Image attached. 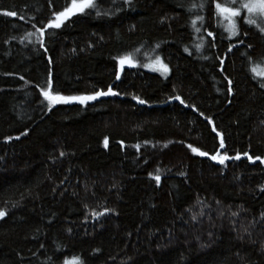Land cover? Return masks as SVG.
Segmentation results:
<instances>
[{
	"label": "trees",
	"instance_id": "16d2710c",
	"mask_svg": "<svg viewBox=\"0 0 264 264\" xmlns=\"http://www.w3.org/2000/svg\"><path fill=\"white\" fill-rule=\"evenodd\" d=\"M67 3L0 0V264H264V33L229 38L214 0H97L107 15L48 29ZM122 57L170 74L117 80ZM49 79L118 95L49 106Z\"/></svg>",
	"mask_w": 264,
	"mask_h": 264
},
{
	"label": "snow or ice",
	"instance_id": "6c2138e0",
	"mask_svg": "<svg viewBox=\"0 0 264 264\" xmlns=\"http://www.w3.org/2000/svg\"><path fill=\"white\" fill-rule=\"evenodd\" d=\"M124 3L127 5L132 4V0H124ZM209 3V0H200L199 4H193L189 7V11H192L193 9L199 8L203 10L207 4ZM86 10H91L86 13ZM92 12L95 13L96 16H100L102 14L107 15V12L102 13L100 5L97 3V0H69V3L65 5L63 10L58 12L52 13V18H50L47 22V28L48 29H59L61 26L65 23V21L69 20L71 17L76 16L78 14H88L91 15ZM214 12L215 16L218 19V26H221L222 21H227L226 25H222L229 33V38L240 36L241 33L239 31L237 20H241L243 23L249 26H256L258 28L260 33H264V0H214ZM242 13L244 14L242 16ZM5 16L9 17H15L17 13L13 11H7L3 13ZM22 18V17H21ZM197 20H199L201 23L204 21V17L201 15H197ZM197 20H193L192 24L195 27ZM196 31L199 32L200 28L197 27ZM40 35L43 36L44 32L41 31ZM209 36H212V32H208ZM246 35V33L244 34ZM240 43H243V40L241 39L239 41ZM42 43V41H41ZM235 45H233L234 47ZM159 47V45L157 46ZM199 45L197 48L199 49ZM248 48H251V45H247ZM232 50L231 47H229L228 51L230 52ZM187 51V49H185ZM246 55V53H245ZM128 64L130 67H134L135 64L129 57H122L119 60L120 70L123 71V66L125 64ZM154 63L157 65V67L153 68V71H159L162 75H165L169 72L168 65L163 63V61L157 57ZM252 72L254 75L264 77V71H258L257 68H253ZM23 79V77H21ZM116 79H120V75L117 72L116 73ZM231 80L228 81V84L231 85ZM261 87L264 88V83L261 84ZM229 92H231V88L228 89ZM41 94L43 95L44 99L48 102L49 106L54 105H68L73 102H76L80 105H86L89 101H95L100 97H106V96H115L118 95V93L113 92L111 86L108 87L107 91H96L94 94L91 95H81V96H66L62 95L58 92L53 91V85L51 79L46 81V84L44 87L41 88ZM133 99H137L140 104H145L146 101L138 99V97H133ZM173 99L179 101L181 104H184V101L181 100L180 96L176 95L173 97ZM201 115H203L201 113ZM213 132L216 131L215 128L212 129ZM26 135L27 133H23ZM217 135H220L217 133ZM9 140L12 139L11 137L8 138ZM16 139H19V137H16ZM105 146L107 147V139L105 140ZM139 148V146H136ZM167 147V145H165ZM191 149V152L198 155V156H208L207 152L200 151L198 148L192 147L191 145L188 146ZM220 147H224V140L223 138L220 139ZM61 155H64L61 153ZM245 156H247V159L249 161L255 162L253 160L252 156H249L248 153H244ZM210 159L214 161H218L219 164L224 165L227 160L234 159V160H240L241 156L240 154H237L235 157H230L226 153L223 156L212 155ZM255 160H260L261 163H264V160H262L259 156L255 157ZM153 179L159 184L160 176L156 175L153 177ZM264 190V189H262ZM104 213H96L93 212V216H99L103 215ZM6 213L4 211H0V219H2ZM233 216H236L237 213L233 212ZM264 215V214H262ZM193 220L196 219V216L193 215ZM65 264H82V261L79 260V258H74L73 261H65Z\"/></svg>",
	"mask_w": 264,
	"mask_h": 264
},
{
	"label": "rangeland",
	"instance_id": "374dc122",
	"mask_svg": "<svg viewBox=\"0 0 264 264\" xmlns=\"http://www.w3.org/2000/svg\"><path fill=\"white\" fill-rule=\"evenodd\" d=\"M243 15H244V14H242V16H243ZM223 23L226 25V24H227V21H223ZM131 60H132V59H131ZM132 61H133V60H132ZM154 61H155V60L147 61V62L137 61V62H136L137 64L133 61V63L135 64L134 67H130L127 63H126L123 67H124V69H128V68H130V69H136V68H138V64H140V65H142V69L145 70V71H147V72H150V73H153V74L161 75V76L164 77V78L168 77L169 74H170V71H169L167 74H165V75H162L161 72H159V71H153V68H154V67H157V65L154 63ZM163 63H164V62H163ZM119 67H120V65H119ZM261 71H264V69L261 70ZM73 260H74V258H73V259H70V260H67V261H73Z\"/></svg>",
	"mask_w": 264,
	"mask_h": 264
},
{
	"label": "water",
	"instance_id": "95a60500",
	"mask_svg": "<svg viewBox=\"0 0 264 264\" xmlns=\"http://www.w3.org/2000/svg\"><path fill=\"white\" fill-rule=\"evenodd\" d=\"M123 69H124V67H123ZM121 73H122V71L120 70L119 75H121ZM111 97H114V96H111V95H110V96H106V97H100V98H98V99L95 100V101L107 100L108 98H111ZM95 101H89V102H95ZM215 163H216L217 165L221 166V164H219L218 161H215Z\"/></svg>",
	"mask_w": 264,
	"mask_h": 264
}]
</instances>
